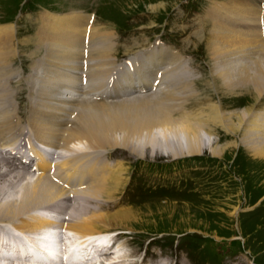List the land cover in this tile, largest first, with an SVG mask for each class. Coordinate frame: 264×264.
Segmentation results:
<instances>
[{"label":"bare ground","instance_id":"bare-ground-1","mask_svg":"<svg viewBox=\"0 0 264 264\" xmlns=\"http://www.w3.org/2000/svg\"><path fill=\"white\" fill-rule=\"evenodd\" d=\"M233 3L228 1L222 5L216 4L211 6L208 13L213 25L209 52L211 59L216 62V69L212 74L214 80H212L214 83L220 84L221 90H217L218 93L242 92L249 87L250 91H254L261 99L264 96V34L262 33L264 29L260 30L258 27V22L260 26L259 9ZM162 8H166L163 3L152 5L150 10L158 12ZM71 10L78 13H71ZM71 10L57 14L45 11L40 16L42 26L37 31L38 40L41 38L39 41L47 45V56L51 63H48L44 70L48 79L47 81L42 80V88L37 102L31 103L30 106L31 120L28 119L30 133L35 134L40 143L52 147L60 146L62 150L68 152L69 156L65 157L66 159L61 163V170L64 171L71 189H65L69 187V184L63 188L51 182L48 177L51 165L39 149L35 151V154L40 160L39 168L42 171L40 176L30 175L26 172L28 169H25L24 173H19L15 171L16 168H11L10 163L0 159V183L2 185L11 187L18 184V181L26 183V186L21 184L23 193L8 188H5V191H0V219L4 220L2 222L9 219V222L22 215L30 217L25 221H21L24 217H20V220L16 219L18 222L21 221L18 225L14 222L13 225L12 222H6V224L23 235L33 250L36 247L34 254L40 251V247H43V254L48 251L52 255L57 250L55 244L63 245L59 252L68 257L62 264H69L71 258L78 259L79 256H83V264H94L91 255L94 254L95 248L92 243L89 244V241H93V239H98L100 248V256L97 255L98 262L96 264H102L100 260H109L108 263L103 264H127V262L129 263L127 256L118 254L117 257L112 258L111 254L104 253L105 249L102 250L103 243L107 242L103 233L109 232V228L103 231L94 227L97 222L105 224V221L106 225L111 226L109 225V222L112 221L111 218L107 217L109 221H104L105 216L97 215L95 212L96 210L101 211L105 201L115 198V189L119 185L118 174L114 173L113 164L102 156V152H105L106 155L109 150L124 149L142 159L146 158V155L155 157L159 154L171 159H178L186 156H201L208 150L212 156L220 158L225 156L230 149L229 146L233 147L240 143L254 159L264 158V112L250 113V111L244 110L235 117L231 115L232 113L229 114L222 107L219 108L213 103L211 105L215 115L210 120L205 119L204 109L197 114L198 116L188 115L191 112H184L185 108L179 107L178 103L181 102V99L177 94L174 96V83L169 81L167 83L169 71L166 75L164 73V75L158 76L156 84L158 90L156 89L157 92L153 95L140 94L137 97L136 93L130 99L123 100L122 103L121 101L116 103L113 99L106 101L105 98H101L99 102L95 99L103 97L102 92L107 85L102 77L105 73V70H101L102 64L100 67L89 65L88 92L92 97L89 99L83 97L79 88L82 76L78 73H82L85 56H88V59L96 57L104 62L106 67H111L113 62L109 55L114 46L112 40L115 36L110 32H101L99 28L95 27L94 15H86L81 10L74 8ZM42 16L43 18H41ZM15 34L14 24L0 26L1 72L5 71L1 63H4L11 54H16L14 52L16 50V46H14ZM88 44L96 45L92 52L88 49L89 53L87 51ZM12 46H14L13 49ZM167 46L160 44L150 49L148 61H142L140 67H137L136 62L131 61L130 66L123 70L128 72L122 79L124 83L118 82L115 84V88H123L125 84L126 88L133 89L139 86L138 88L141 90L146 89V87H142L144 85L140 84L148 85L147 83L152 82L151 77L154 78L151 84L153 85L159 69H162L163 66H174L182 59L179 52H175ZM242 58H247L248 61L243 63ZM184 66L180 65L176 68ZM65 69H68L69 75L60 73V70ZM110 69L106 70V74H109L108 70ZM185 70L181 69L182 72ZM154 73L156 74L154 75ZM185 74L183 72L182 75L185 76ZM106 79L109 78L106 77ZM54 87L58 89L55 90ZM179 87L177 88V90L180 89L179 92L190 89L189 85L184 82H180ZM184 95L188 99L194 95V92L191 93L189 90ZM57 96H59L58 99ZM95 96L96 98H93ZM155 96L158 97L155 98ZM54 97L57 99L56 101H53ZM90 100L95 103H91ZM169 103H174L177 110H172ZM6 114L8 113L0 115V134L9 138L16 131L18 121L15 115L10 113L8 114L11 116L9 118ZM178 115L179 117H176ZM210 122L213 124V128L212 125L210 126ZM216 126L220 128L219 130H226L232 135L239 136V142L220 145L219 141L217 142V139L214 138ZM148 148H150L149 151ZM111 174L113 175L111 176ZM73 178L77 179L78 185L82 188L72 187ZM2 195H4L3 198H1ZM70 196L75 198L73 201L76 200L79 203L71 213H83L84 211H80V209L83 210L82 207L88 208V212L80 217L75 216L76 218L72 215V220L69 222L64 219V221L58 222L57 219L45 218L32 213L44 209L47 212L48 208L46 207L51 209L57 204H67L72 200ZM89 206H94V209H91L94 213L90 212ZM64 207L70 209L69 206ZM61 212L63 213L62 208ZM120 219L125 220V217L120 216ZM118 221L114 224L116 225ZM64 222H67L66 226H64ZM58 224L60 226H57ZM112 226L114 225L112 224ZM58 229L61 232L64 231L66 237L64 236L58 242L56 239L53 243L54 237H57L56 231L60 235L63 233H60ZM0 239L2 248L0 253L18 249L15 245L12 247L5 244L2 237ZM27 250L25 246H21L22 257H25ZM21 260L23 259L15 258L12 264H37L30 260L31 263L26 262V259ZM0 264H8L3 256L0 257Z\"/></svg>","mask_w":264,"mask_h":264},{"label":"rangeland","instance_id":"rangeland-1","mask_svg":"<svg viewBox=\"0 0 264 264\" xmlns=\"http://www.w3.org/2000/svg\"><path fill=\"white\" fill-rule=\"evenodd\" d=\"M228 1L243 4L240 0H0V26L14 24L16 27L14 46L17 50L14 51L16 54H11L4 63H1L5 73L0 71V113L4 111L15 113V107H21L25 111L22 124L27 125L31 120L32 114L29 115L27 109L31 103L30 93L33 89L38 91V82L42 79L47 81L43 65L51 63L47 56V45L39 41L41 38L38 40L37 31L42 26L40 16L45 11L57 14L65 13L72 8L81 9L86 15L98 13L94 15L95 27L101 32H110L115 36L113 39L117 45L112 42L114 46L109 55L113 62L111 67H106L105 63L96 57L88 59L89 65L92 60L90 66L100 67L102 64L101 70H105L102 77L105 81L108 80L106 77L112 76L111 73L115 69L117 72L125 61L127 69L131 63L129 58L142 60L145 56L148 61V51L162 41L175 52L184 54L174 66H163L162 73L166 75L169 71L167 76L169 82L174 83V96L177 94L181 99L178 103L179 107L185 108L184 112H191L188 115L193 114L195 117L204 109L205 119L210 120L215 115L213 103L235 117L244 110L250 113L264 112V96L258 98L249 87L242 92L218 93L217 90H221L220 84L213 81L212 74L216 69V62L211 59L209 52L213 25L208 11L210 12L211 6L222 5ZM252 1L256 3L257 0ZM258 2L260 4L261 1ZM161 3L165 9L162 8L163 10L158 12L150 10L152 5ZM70 12L78 13L72 10ZM90 44L87 45V51L89 49L92 52L96 45ZM247 61V58L242 60L243 63ZM177 65L185 66L177 69ZM186 67L194 68L197 77L202 76L205 79L196 83L195 90L190 89L194 95L188 99L184 95L186 89L181 92L180 89L177 90L180 88V82L190 78L188 74L182 75L185 71L182 72L181 69ZM109 68L112 70H108L109 74H106ZM122 76L123 74L118 73L114 78L122 79ZM18 97L23 99L24 107L19 106ZM56 98L54 97L53 101H56ZM117 100L122 103L127 98L120 97ZM169 104L172 110H177L174 103ZM200 106L204 108H198ZM9 112L7 113L10 114ZM15 118L19 121L16 116ZM209 124L214 127L211 122ZM219 129L216 128L214 138L220 145L239 142V136L232 135L226 130L224 133ZM229 147L225 156L220 158L212 156L208 150L201 156L178 159L161 154L155 157L146 155V158L142 159L124 149L109 150L106 155L102 152V156L113 164L114 173L118 174L119 185L115 189V198L105 201L101 211L95 212L97 215L105 216L104 221L111 218L109 225L114 226L109 227L105 221V224L97 222L94 227L103 231L109 228L113 232H129L130 235L124 239L125 253L119 256L129 258L133 255L139 257L146 255V262L165 257L164 264H264V200L262 201L264 158L254 159L240 143ZM239 162H246V168L240 170ZM11 168L15 169V166ZM15 171L25 172L18 169ZM236 177L242 180L239 188H235L233 182ZM150 180L154 183L149 184ZM53 183L62 187L57 182ZM21 184L26 186L25 182L20 181L11 187L0 183V191L8 188L23 193ZM76 185L82 188L78 182ZM161 185L165 187L162 192L157 190L159 193H155L150 190L158 189ZM3 197L4 195L1 196ZM71 199L67 204L62 203L70 209L62 207L61 204L56 205L60 206L57 209L54 207L57 213L61 212V207L64 216L69 210L72 212L74 208L76 209L79 203L73 201L75 198ZM82 208L80 211H84L83 213L74 212L71 216L76 218L75 216L80 217L88 212V208ZM89 208L90 212L94 213L91 210L94 206ZM120 216H124L125 220L120 219ZM20 217L16 219L20 220ZM27 217L21 221L30 218ZM16 219L9 222V219L5 222L0 219V226H5L6 222H12V225L13 222L17 225L21 223ZM116 221L118 222L115 225ZM0 231H3L1 227ZM128 260L127 264L143 263Z\"/></svg>","mask_w":264,"mask_h":264}]
</instances>
